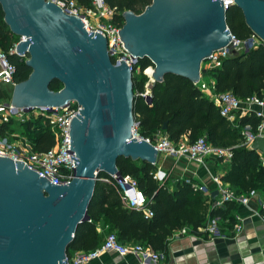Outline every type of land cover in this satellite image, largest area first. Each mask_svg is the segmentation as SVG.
Returning a JSON list of instances; mask_svg holds the SVG:
<instances>
[{
    "label": "water",
    "instance_id": "1",
    "mask_svg": "<svg viewBox=\"0 0 264 264\" xmlns=\"http://www.w3.org/2000/svg\"><path fill=\"white\" fill-rule=\"evenodd\" d=\"M229 5L239 8L264 43V0ZM0 7L3 21L18 36L14 52L26 55L30 67L26 78L11 86L10 104L63 106L74 100L80 106L65 135L74 153L68 181L52 183L25 163L0 155V264H65L76 226L89 220L96 172L119 176L118 156L154 164L159 155L132 135V74L122 60L111 62L100 32H87L79 16L51 0H0ZM226 7L222 0H150L138 13L121 12L117 34L130 54L153 64V82L168 72L193 82L210 51L230 46ZM52 79L61 84L56 90L48 86ZM250 148L264 154V137H255Z\"/></svg>",
    "mask_w": 264,
    "mask_h": 264
},
{
    "label": "trees",
    "instance_id": "2",
    "mask_svg": "<svg viewBox=\"0 0 264 264\" xmlns=\"http://www.w3.org/2000/svg\"><path fill=\"white\" fill-rule=\"evenodd\" d=\"M78 4L89 6V0H76ZM109 6L115 7L112 21L122 23L121 12L131 10L140 12L150 0H104ZM224 20L228 30L240 39L246 38L250 29L243 21L242 14L235 5H229L224 11ZM18 40L3 21L0 7V49L7 54L8 60L14 65L12 79L18 82L26 78L30 67L24 62L25 57L8 53V49ZM26 56V55H25ZM150 63L147 57L138 59L137 66L141 69ZM201 76L213 79L216 91L230 90L238 98L250 95L264 96V43L247 50L236 51L222 59L219 66L200 69ZM132 113L138 121L136 131L142 136L152 135L161 130L165 121L166 133L172 142L181 138L192 141L200 135L214 146L228 147L230 160L228 167L221 174L222 181L227 182L236 194H246L250 190L264 196V166L260 162L259 153L242 144L240 128L249 124L255 129L259 117L254 113L236 116L231 124L218 112L213 104L199 88L187 77L165 73L160 81L149 85L150 102L136 94L142 91L146 76L140 72L132 74ZM52 90L61 84L52 79L49 84ZM20 125V126H19ZM18 127H10L7 123L0 124V134L5 129L20 128L33 142L35 149H46L53 143V135L39 121L24 122ZM116 167L120 174H129L136 179L138 187L150 199L148 206L151 216H145L141 210L124 207L119 194L112 183L110 175L103 171L96 172V179L91 198L86 208L89 220L76 226L73 237L66 252L74 249L87 250L102 241L96 231V223L102 221L108 231H114L123 242H139L150 246L153 250L165 251L166 239L172 230L186 226L193 233H201L198 229L212 216L232 224V210L235 202L226 201L223 206L210 207L207 197L200 190L192 188L193 180L177 179L174 188L169 190L165 181L160 182L153 177L155 163L151 164L129 156H118ZM110 178L104 181L102 178Z\"/></svg>",
    "mask_w": 264,
    "mask_h": 264
},
{
    "label": "built area",
    "instance_id": "3",
    "mask_svg": "<svg viewBox=\"0 0 264 264\" xmlns=\"http://www.w3.org/2000/svg\"><path fill=\"white\" fill-rule=\"evenodd\" d=\"M69 14L79 16L84 29L89 31H98L105 38L106 50L113 64H119L122 60L129 68L131 74L141 71L146 76L144 88L137 91L136 94L143 97L144 101L150 96L149 85L153 82L151 71L153 64L150 62L143 68L137 66L138 57L130 54L122 45L118 37L117 30L120 23H115L112 18L115 14V7L109 6L104 0H89V6L78 4L76 0H51ZM231 2V0H222L223 7ZM230 46L226 45L213 49L206 58L202 60L201 67L210 68L219 66L222 59L229 53V48L236 51L247 50L255 47L262 42L254 33H250L246 38L240 39L229 31ZM263 43V42H262ZM15 43L8 49V53H15ZM16 54V53H15ZM24 56L25 55H20ZM14 65L8 60L7 54L0 49V83H7L12 86L15 82L12 79ZM201 92H203L213 104L217 107L218 112L231 124L234 123L236 116L254 113L259 117V121L252 129L249 124H244L240 128L242 135L241 143L250 147L251 141L255 137H264V96L259 97L250 95L243 99L238 98L230 90L216 91L212 78H204L199 75L192 82ZM80 106L70 100L63 106L48 105H29L15 106L9 101L0 100V124L7 123L10 127H15L24 122L39 121L41 126L46 127L53 135V143L46 149H35L33 142L28 136L21 131L20 128L5 129L0 134V155L7 156L13 161L18 160L25 163L29 168L33 169L38 176H43L52 183H63L72 177L74 153L68 148L69 120L78 112ZM138 121L134 119L132 126V135L137 139H144L152 144L159 156H171L173 158L184 157L187 160L202 162L204 157L214 155L220 160H230V150L224 146H214L210 144L205 135H200L192 141L181 138L176 142H172L165 132L157 130L152 137L142 136L136 131ZM72 156V157H69ZM260 162L264 166V157L259 155ZM159 172L155 171L153 177L159 179ZM220 173L211 175V182L214 184L216 194L212 197L210 207H220L226 201L247 204L251 196H256L255 190H250L246 194H236L227 182L220 178ZM112 183L115 186L120 201L124 207L141 210L147 217L152 215V210L148 206V199L142 190L138 187L136 179L129 174H120L119 176L110 175ZM104 181L110 182L107 177L102 178ZM187 180V178H186ZM194 190H201L208 193L204 184L193 183ZM262 211L261 220L264 228V199H256ZM237 218H239L237 216ZM219 216L209 217L205 225L199 227L201 230L211 235L219 234L217 229V221ZM240 223H235V230H239ZM104 251L115 252L118 255L132 254L141 263L161 264L164 253L159 250H153L150 246L139 242H123L120 241L114 231H107L102 241L93 248L87 250L74 249L65 252V264H90V261L96 258Z\"/></svg>",
    "mask_w": 264,
    "mask_h": 264
},
{
    "label": "crops",
    "instance_id": "4",
    "mask_svg": "<svg viewBox=\"0 0 264 264\" xmlns=\"http://www.w3.org/2000/svg\"><path fill=\"white\" fill-rule=\"evenodd\" d=\"M10 91L9 84L0 83V100L8 101ZM256 151L259 155L262 154L259 150ZM262 156L264 157V154ZM228 164V160H220L214 155L204 157L202 162L162 155L155 162V171L159 172V181H165L169 190L174 188L177 179L188 178L193 180V183L204 184L209 194L200 191L202 196L207 197L210 206L212 199L210 193L214 190L211 175L217 172L221 175ZM257 198L262 200L264 196L257 192L256 196L249 198L246 205L235 203L232 224L218 219L217 229L220 233L217 235H211L200 228L198 229L201 233H193L186 226L172 230L166 239V249L162 251L164 258L161 264H264V228ZM235 223L241 225L237 231L234 228ZM95 228L102 238L108 231V226L102 221H98ZM90 264L147 263L139 262L132 254L118 255L115 252L104 251L91 260Z\"/></svg>",
    "mask_w": 264,
    "mask_h": 264
},
{
    "label": "rangeland",
    "instance_id": "5",
    "mask_svg": "<svg viewBox=\"0 0 264 264\" xmlns=\"http://www.w3.org/2000/svg\"><path fill=\"white\" fill-rule=\"evenodd\" d=\"M2 100V99H1ZM20 126V125H19ZM15 127H18V125H16Z\"/></svg>",
    "mask_w": 264,
    "mask_h": 264
}]
</instances>
